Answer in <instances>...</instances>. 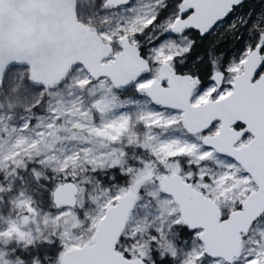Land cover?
<instances>
[{
  "label": "snow or ice",
  "instance_id": "obj_1",
  "mask_svg": "<svg viewBox=\"0 0 264 264\" xmlns=\"http://www.w3.org/2000/svg\"><path fill=\"white\" fill-rule=\"evenodd\" d=\"M0 264H264V0H0Z\"/></svg>",
  "mask_w": 264,
  "mask_h": 264
}]
</instances>
